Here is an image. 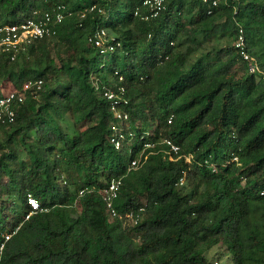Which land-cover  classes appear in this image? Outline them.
Listing matches in <instances>:
<instances>
[{"label": "trees", "instance_id": "obj_1", "mask_svg": "<svg viewBox=\"0 0 264 264\" xmlns=\"http://www.w3.org/2000/svg\"><path fill=\"white\" fill-rule=\"evenodd\" d=\"M143 2L0 0V24L66 6L56 34L0 54V98L42 80L0 122V264H213L216 244L264 264V81L235 46L241 25L264 69V0H167L148 18ZM101 28L113 51L89 39ZM120 86L122 123L102 94Z\"/></svg>", "mask_w": 264, "mask_h": 264}, {"label": "built area", "instance_id": "obj_2", "mask_svg": "<svg viewBox=\"0 0 264 264\" xmlns=\"http://www.w3.org/2000/svg\"><path fill=\"white\" fill-rule=\"evenodd\" d=\"M167 0H144L143 5L150 10V13L146 16L157 15L162 9L166 7ZM208 1V0H203ZM221 0H212V5H218ZM94 9V6L91 7ZM66 6L63 4H58L51 10H46L39 14L35 11L34 15L25 20H20L12 23H1L0 24V54L2 52H12V58L14 59L16 53L24 48L27 44L31 43L37 38H42L45 36H51L56 34L57 26L66 17ZM211 10H209L210 12ZM136 13H138L136 11ZM89 39L94 41L101 49L102 53L106 51H113L115 45L113 43H107L106 30L104 28L96 30L90 35ZM235 46L238 48L241 57L247 62L248 70L252 74L259 75L264 81V69L258 62L255 54H253L247 46V38L243 26L239 25V31L235 39ZM42 80L29 81L25 84L24 90H17L16 88H11L7 92L3 93L0 98V122H13L16 117V104L23 102L26 98V90L31 88L33 85L41 88ZM103 96L111 100V109L115 118L122 123L128 118V112L123 108V106L129 103V99L126 96V87L120 86L119 91L112 88H106L102 92ZM173 116L170 118L172 121ZM112 136L111 141L116 145L120 146L122 144L124 133L119 127L118 123L115 121L112 123ZM165 142L170 146L171 150L175 153L179 152V145L169 138L165 139ZM146 157V156H145ZM142 156L132 160V166H137L141 160ZM181 183L184 182V177L180 180ZM122 181L120 178H112L106 185H104L100 191L103 199L107 203L108 208H110L111 215H116L117 210L114 206L115 200L119 195V190ZM28 202L32 209L37 210L40 208L39 201L32 194L28 195ZM29 216V215H28ZM136 221V220H135ZM14 233V232H13ZM12 236V233H7L5 235V240H8ZM5 242L0 246V260L1 254L4 249Z\"/></svg>", "mask_w": 264, "mask_h": 264}, {"label": "rangeland", "instance_id": "obj_3", "mask_svg": "<svg viewBox=\"0 0 264 264\" xmlns=\"http://www.w3.org/2000/svg\"><path fill=\"white\" fill-rule=\"evenodd\" d=\"M102 59V58H101ZM4 86V87H3ZM4 92H7L12 86L2 85ZM130 155L124 154V158L129 160ZM206 254L213 264H232V256L228 248L223 244L213 245L211 248L206 250Z\"/></svg>", "mask_w": 264, "mask_h": 264}, {"label": "crops", "instance_id": "obj_4", "mask_svg": "<svg viewBox=\"0 0 264 264\" xmlns=\"http://www.w3.org/2000/svg\"><path fill=\"white\" fill-rule=\"evenodd\" d=\"M7 86H10L11 87V85H9V84Z\"/></svg>", "mask_w": 264, "mask_h": 264}]
</instances>
